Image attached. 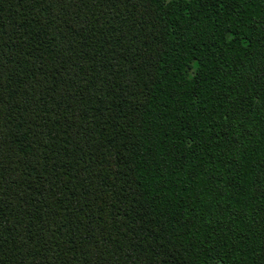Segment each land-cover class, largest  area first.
<instances>
[{
    "label": "trees",
    "instance_id": "trees-1",
    "mask_svg": "<svg viewBox=\"0 0 264 264\" xmlns=\"http://www.w3.org/2000/svg\"><path fill=\"white\" fill-rule=\"evenodd\" d=\"M0 264H264V0H0Z\"/></svg>",
    "mask_w": 264,
    "mask_h": 264
}]
</instances>
